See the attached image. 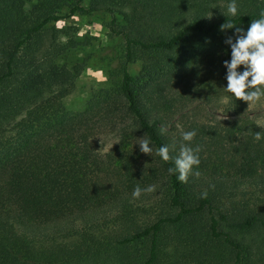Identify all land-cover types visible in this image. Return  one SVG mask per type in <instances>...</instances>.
Here are the masks:
<instances>
[{"label": "trees", "instance_id": "16d2710c", "mask_svg": "<svg viewBox=\"0 0 264 264\" xmlns=\"http://www.w3.org/2000/svg\"><path fill=\"white\" fill-rule=\"evenodd\" d=\"M230 2L0 0V264H264V129L247 126L232 156L216 159L224 175L182 183L168 172L174 160L157 155L166 145L178 156L161 132L168 84L192 75L213 94L226 88L225 40L236 37L220 26L229 20L246 34L264 11V0H236L231 16ZM99 13L121 43L120 78L101 102L66 111L80 69L57 61L77 43L53 23ZM112 118L118 149L101 155L92 129ZM145 133L149 155L138 145ZM137 185L155 190L134 198ZM19 197L55 206L15 211Z\"/></svg>", "mask_w": 264, "mask_h": 264}, {"label": "rangeland", "instance_id": "374dc122", "mask_svg": "<svg viewBox=\"0 0 264 264\" xmlns=\"http://www.w3.org/2000/svg\"><path fill=\"white\" fill-rule=\"evenodd\" d=\"M28 7L26 5L25 9ZM64 12L61 9L59 15ZM115 18L119 23L120 18ZM109 20L110 15L106 13L92 17L75 14L53 23L77 43L57 61L66 68L78 65L80 69L71 93L61 100L66 111L81 112L89 103L96 104L114 94L120 78L122 48L120 41L107 30ZM139 68V62H134L127 65V72L136 75ZM223 87L213 94L207 84L202 85L199 77L191 75L173 80L163 92L166 104L161 125L168 130L170 145H176L177 155L181 143H186L182 139L183 133L196 132L190 146L201 148L200 163L193 168L201 173L200 176L230 172L226 166L214 168L213 165L219 162L216 159L232 156L233 150L245 139L247 126L264 129V96L248 107L246 102L235 100ZM225 116L227 119H222ZM117 122H120L119 118L102 119L94 124L91 144L101 155H113L118 149ZM102 159L107 160L106 157ZM241 190L242 186L238 185L236 191ZM54 206L50 198L30 200L19 197L13 203L15 211L28 214L48 213Z\"/></svg>", "mask_w": 264, "mask_h": 264}, {"label": "clouds", "instance_id": "9594fccd", "mask_svg": "<svg viewBox=\"0 0 264 264\" xmlns=\"http://www.w3.org/2000/svg\"><path fill=\"white\" fill-rule=\"evenodd\" d=\"M228 13L231 16H236L238 13V5L236 0H231L227 6ZM212 17V12L209 13V19ZM260 19L252 20L251 25L245 34L240 27H237L232 22L227 20L220 26V31L224 32L228 29L235 28L233 42L232 37H228L225 43L231 47V60L224 61L223 66L227 69L226 80L227 87L224 89L230 93L235 100L244 101L248 107L258 102L264 96V11L260 12ZM244 66V71L238 72L240 66ZM222 119H227V116ZM166 131L161 128V132ZM196 136L195 131H188L183 133V141L179 148V154L175 158L170 156V149L168 146H161L157 150L163 161L168 162L174 160V167L168 169L169 174L178 173L177 179L182 183H187L189 176L199 177L201 173L194 171V166L199 165L200 146L191 147V141ZM261 134L256 133L255 139L259 140ZM151 139L145 133L142 138L138 140L140 152L149 155L153 149L150 147ZM155 186H149L146 189H141L139 185L133 191V197L139 198L142 192H153ZM207 192L201 194V198H206Z\"/></svg>", "mask_w": 264, "mask_h": 264}]
</instances>
